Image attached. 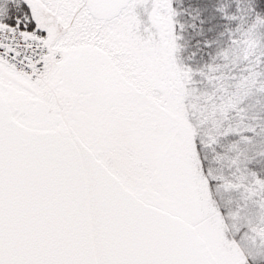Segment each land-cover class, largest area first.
Segmentation results:
<instances>
[{"label": "snow or ice", "instance_id": "1", "mask_svg": "<svg viewBox=\"0 0 264 264\" xmlns=\"http://www.w3.org/2000/svg\"><path fill=\"white\" fill-rule=\"evenodd\" d=\"M0 264H264V0H0Z\"/></svg>", "mask_w": 264, "mask_h": 264}]
</instances>
